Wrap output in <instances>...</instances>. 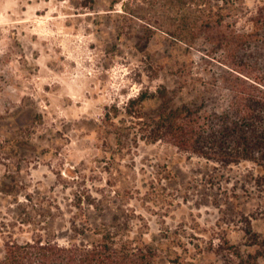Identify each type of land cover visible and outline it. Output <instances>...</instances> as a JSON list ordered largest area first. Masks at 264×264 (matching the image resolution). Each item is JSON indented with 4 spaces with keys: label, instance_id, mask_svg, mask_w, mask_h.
<instances>
[{
    "label": "rangeland",
    "instance_id": "374dc122",
    "mask_svg": "<svg viewBox=\"0 0 264 264\" xmlns=\"http://www.w3.org/2000/svg\"><path fill=\"white\" fill-rule=\"evenodd\" d=\"M79 2L0 0V255L8 233L85 243L93 236H69L72 223L98 228L113 217L129 219L132 235L152 244L170 235L176 249L192 250L217 232L245 249L239 210L264 235L262 167H217L168 144L109 135L102 123L111 104L160 84L176 90V103L205 99L211 107L206 83L219 68L204 71L199 50L178 44L166 24L154 23L146 51L136 50L130 15L156 3L152 18L168 21L162 0H95L93 9ZM263 4L235 0L228 19L244 28ZM159 105L150 98L142 106L152 115ZM193 264L220 263L203 253Z\"/></svg>",
    "mask_w": 264,
    "mask_h": 264
},
{
    "label": "trees",
    "instance_id": "16d2710c",
    "mask_svg": "<svg viewBox=\"0 0 264 264\" xmlns=\"http://www.w3.org/2000/svg\"><path fill=\"white\" fill-rule=\"evenodd\" d=\"M125 1L111 0V6L118 2L124 6ZM79 3L81 8L93 9L95 0ZM234 4L235 0H162L161 7L172 17L168 21L152 18L156 3L149 11L140 7L130 15L129 22L137 23L133 34L137 51H146L158 28L154 23L166 24L167 34L178 44L199 50L204 71L219 68L206 83L216 102L211 107L205 99L176 103V90L163 84L155 91L139 90L105 110L102 123L109 135L132 134L135 142L168 144L217 167L251 162L264 169V4L245 19L244 28L237 26V19H228ZM150 98L158 99L160 105L155 114L146 115L142 105ZM238 215L245 249L217 232L209 246L197 244L192 250L186 245L176 249L170 235L152 244L143 234L132 235L129 219L113 217L98 228H91L86 220L72 223L69 236H93L85 243L62 242L52 233H36L19 241L8 233L0 264H159L162 259L167 264H193L203 253H210L220 264H258L264 256V235L253 229L249 215L240 210Z\"/></svg>",
    "mask_w": 264,
    "mask_h": 264
}]
</instances>
